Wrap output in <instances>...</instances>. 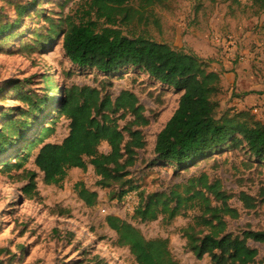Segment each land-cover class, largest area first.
<instances>
[{"label":"rangeland","instance_id":"obj_1","mask_svg":"<svg viewBox=\"0 0 264 264\" xmlns=\"http://www.w3.org/2000/svg\"><path fill=\"white\" fill-rule=\"evenodd\" d=\"M168 3L155 8L159 28L135 22L131 26L120 25L118 29L130 38L143 36L172 44L179 40L178 47L187 48L195 55L208 51L215 60L218 53L211 35L218 31L243 39L254 58L264 54V14L254 10L249 0H241L239 7L209 0H170ZM90 4L91 0H0V23L12 27L8 34L0 37V133L9 120L21 123L26 119L20 117L21 111L13 114L12 110L28 109L21 103L18 93L8 86L10 81L15 85L24 81L22 95L35 93L43 97L47 86L52 89L46 111L39 118L34 116L30 124L34 125L33 131H21L14 137L13 145L0 156V264H137L128 248L118 246L117 234L107 225V218L112 216L135 226L148 240L168 239L172 254L180 264H211L209 258L198 260L187 249L183 234V230L193 225L194 218L200 215L198 209L172 221L161 216L155 222L142 223L123 205L118 195L122 191L119 185L98 186L100 178L92 166L86 171L71 170L62 188L45 184L44 175L35 166L41 146L31 151L28 147L38 139L42 127L53 129L44 138L45 144H60L68 136L69 121L61 116L60 104L65 89L73 86L96 88L113 99L128 91L135 94L145 108L144 115L150 124L140 130L146 147L138 151L137 164L129 169L127 181L132 182V189L127 187L125 190L169 193L174 187L205 175L211 184L222 185L223 192L233 197L230 205L241 213L236 221L227 219L231 233L238 234L247 229L264 232V198L261 197L264 193V162L253 158L246 144L229 143L219 153L183 169L160 166L155 155L157 136L178 110L181 94L137 68L103 74L70 62L63 48L66 19L72 17L77 22L86 19ZM19 5L27 8L23 16L16 10ZM130 5L138 7V2L133 0ZM91 21L100 29L110 28L96 14H92ZM51 29L58 32L56 36L49 35ZM262 61L254 65L249 59L235 70L240 68L246 72L248 68L256 67L258 74L253 70V81L258 82L260 77L264 79ZM250 88L248 83L243 93H251ZM220 101L223 110L241 109L240 102L229 96L220 97ZM8 111L9 118H4ZM132 120L130 117L120 121L121 127ZM109 152V147L103 144L100 153ZM5 163L21 166L18 171L9 173L3 169ZM29 172L35 174L37 186L32 198L24 192L31 183ZM79 182L98 194L95 206L89 207L79 199L75 191ZM241 193L258 200L255 210L244 209L239 200ZM250 246L258 250V262L264 260V245L250 242Z\"/></svg>","mask_w":264,"mask_h":264},{"label":"trees","instance_id":"obj_2","mask_svg":"<svg viewBox=\"0 0 264 264\" xmlns=\"http://www.w3.org/2000/svg\"><path fill=\"white\" fill-rule=\"evenodd\" d=\"M132 1L91 0L86 19L77 22L68 17L63 48L70 62L103 74L137 68L181 94L178 110L157 136L155 155L160 166L183 169L219 153L229 143L246 144L253 158L264 162V121L259 120L251 109L223 110L220 97L226 95L221 74L212 70L209 61L186 49H176L143 36L127 37L118 29L120 25L131 26L135 22L159 28L155 8L166 6L169 0H136L138 7L130 5ZM209 1L241 6V0ZM249 1L254 10L264 14V0ZM16 10L19 16L27 12V8L20 5ZM92 14L105 20L110 28H98L97 23L91 21ZM11 28L10 24L0 23V37L8 34ZM262 30L264 37V26ZM57 33L51 29L49 35L56 36ZM8 86L18 93L21 103L28 109L12 110L13 114L21 111L20 117L26 119L21 123L12 119L3 126L0 156L13 145L14 137L21 131H33L34 125L30 124L34 116L39 118L44 114L52 92L47 86L43 97L35 93L22 95L24 81L17 85L10 81ZM60 105L61 116L69 121L68 136L60 144H45L44 138L53 129L42 127L38 139L28 147L31 151L41 146L35 166L44 175L47 186L62 188L71 170L86 171L92 166L100 178L99 187L120 186L122 191L118 195L123 205L130 195H137L136 206L128 211L142 223L155 222L161 216L172 221L198 209L200 215L194 218L193 225L183 230L187 249L198 260L207 257L211 264H264V260L258 262V250L250 246V242L264 245V232L247 229L242 233H231L227 219L236 221L241 213L230 205L233 197L223 192L222 185L211 184L207 176L192 178L169 193L125 190L127 187L132 189V182L127 181L129 169L136 166L138 151L146 147L140 129L150 124L144 115L145 108L135 94L125 91L113 99L96 88L73 86L65 89ZM9 116L10 111L4 113V118ZM130 117L134 120L122 128L120 121ZM103 144L109 146L108 154L100 153ZM20 166L19 163H5L3 169L11 173L18 171ZM27 175L31 183L24 192L32 198L37 188L36 178L34 173ZM75 191L87 206L96 205L98 194L88 190L83 182L75 185ZM261 197L264 198V193ZM239 200L247 211L258 206V200L246 193H241ZM106 223L117 234L118 246L128 248L137 264H180L172 254L168 239L148 240L135 226L118 217H108Z\"/></svg>","mask_w":264,"mask_h":264},{"label":"crops","instance_id":"obj_3","mask_svg":"<svg viewBox=\"0 0 264 264\" xmlns=\"http://www.w3.org/2000/svg\"><path fill=\"white\" fill-rule=\"evenodd\" d=\"M158 43L168 44L176 49H186L187 50V48L178 47L179 40H176L174 44L168 41L158 42ZM258 46L261 47L262 44ZM184 47L186 46L184 45ZM262 48L264 49V47ZM189 51L191 52V50ZM200 53H203V52H200ZM196 54L200 56V58L210 57V59H207V61L211 63L212 70L216 73L221 74L222 88L224 91V95L231 97L235 101H239L241 109H244V108L251 109L253 113L258 115L259 120L264 121V79L260 77L258 82L253 81L254 80L253 70L256 74H258L257 70L255 69L256 67H253L252 69L248 68L249 70H247L246 72L242 71L240 68L238 70L232 71L229 68L225 67L224 65H221L220 63H218L217 62L218 57H216V60H215L214 55H212V53L209 54L208 51H206L203 54H199L198 52H196ZM253 58H254V55L251 56V59L254 61V65H259V63L263 62L262 60H264V54H262L260 57L256 56L254 59ZM244 80L247 82H244ZM248 83H250L251 85V88H250L251 93L245 94L243 93V88Z\"/></svg>","mask_w":264,"mask_h":264},{"label":"built area","instance_id":"obj_4","mask_svg":"<svg viewBox=\"0 0 264 264\" xmlns=\"http://www.w3.org/2000/svg\"><path fill=\"white\" fill-rule=\"evenodd\" d=\"M211 42L216 49L217 62L230 70H235L238 66L245 64L251 59L252 53L244 46V41L232 35H224L218 31H214L211 35ZM137 204V195H130L125 203L127 210H132Z\"/></svg>","mask_w":264,"mask_h":264}]
</instances>
